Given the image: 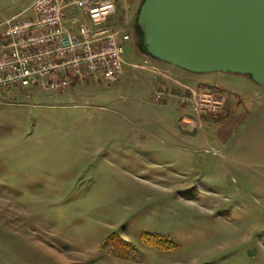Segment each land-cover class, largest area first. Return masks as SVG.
<instances>
[{"label": "rangeland", "instance_id": "obj_1", "mask_svg": "<svg viewBox=\"0 0 264 264\" xmlns=\"http://www.w3.org/2000/svg\"><path fill=\"white\" fill-rule=\"evenodd\" d=\"M112 1L116 82L0 89V264H264V88L147 57Z\"/></svg>", "mask_w": 264, "mask_h": 264}, {"label": "built area", "instance_id": "obj_2", "mask_svg": "<svg viewBox=\"0 0 264 264\" xmlns=\"http://www.w3.org/2000/svg\"><path fill=\"white\" fill-rule=\"evenodd\" d=\"M32 0L1 22L0 89L65 87L70 79L116 82L132 32L112 28V0ZM78 11L67 15L66 9ZM56 78V79H53Z\"/></svg>", "mask_w": 264, "mask_h": 264}, {"label": "water", "instance_id": "obj_3", "mask_svg": "<svg viewBox=\"0 0 264 264\" xmlns=\"http://www.w3.org/2000/svg\"><path fill=\"white\" fill-rule=\"evenodd\" d=\"M135 30L147 57L264 88V0H141Z\"/></svg>", "mask_w": 264, "mask_h": 264}, {"label": "trees", "instance_id": "obj_4", "mask_svg": "<svg viewBox=\"0 0 264 264\" xmlns=\"http://www.w3.org/2000/svg\"><path fill=\"white\" fill-rule=\"evenodd\" d=\"M2 90H4V89H2ZM144 240L149 241V238H148L147 236H144ZM147 244H151L152 246H154V243L147 242ZM116 249H117V248H116ZM118 250H119V252H120L121 254L126 255L128 259H131V260H135V259H136V257L134 256V254H130V253L128 252V251H130V250L126 249V247H125L124 244H123V247H122L121 249H120V247H118ZM121 251H122V252H121ZM113 254H114V255H119V253H117L116 250L113 251Z\"/></svg>", "mask_w": 264, "mask_h": 264}, {"label": "crops", "instance_id": "obj_5", "mask_svg": "<svg viewBox=\"0 0 264 264\" xmlns=\"http://www.w3.org/2000/svg\"><path fill=\"white\" fill-rule=\"evenodd\" d=\"M32 0H29L27 2V5L31 2ZM26 6V5H25ZM24 7V6H23ZM13 15V14H12ZM7 18V17H6ZM1 28V27H0ZM4 44H5V38L3 36V29L1 28L0 30V55L5 54L7 52V50L4 48Z\"/></svg>", "mask_w": 264, "mask_h": 264}, {"label": "flooded vegetation", "instance_id": "obj_6", "mask_svg": "<svg viewBox=\"0 0 264 264\" xmlns=\"http://www.w3.org/2000/svg\"><path fill=\"white\" fill-rule=\"evenodd\" d=\"M134 36H137V33H136V30H135V33L133 32ZM138 38V37H137Z\"/></svg>", "mask_w": 264, "mask_h": 264}]
</instances>
